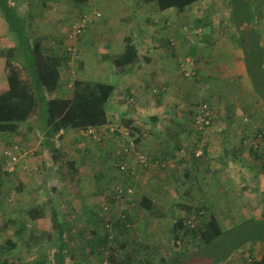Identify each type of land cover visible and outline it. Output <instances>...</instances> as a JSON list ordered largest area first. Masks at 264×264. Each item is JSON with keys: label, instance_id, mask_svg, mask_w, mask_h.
<instances>
[{"label": "crops", "instance_id": "1", "mask_svg": "<svg viewBox=\"0 0 264 264\" xmlns=\"http://www.w3.org/2000/svg\"><path fill=\"white\" fill-rule=\"evenodd\" d=\"M54 1L57 4L55 7L59 5L62 7L68 3L76 9L73 12L74 16L70 14L72 18L68 26L72 27L84 15H90L94 19L93 24L75 43L80 60L75 61L81 63V70L79 72L75 70L76 64H73L71 59L72 77L63 78L56 95L69 96L76 79L95 81V78L97 80L106 78V82H109L107 80L111 78L114 80L112 84L115 85V92L107 104V113L115 125L119 124L124 116L144 125L154 124L152 118L155 117L156 125L165 123L170 127L166 134L160 128L159 131H155L152 129L154 126L147 124L150 126L149 131L143 136L140 146L143 152L151 156L152 166L150 171L140 169L136 171V165L132 163L130 169L133 176L136 173L140 175L134 176L132 182L134 195L130 199L124 197L123 201L122 199L119 201V198L116 201L114 188L118 184L125 186L128 179L122 174L112 173L104 164L120 143L110 137L107 141L99 142L90 136H82L79 130L63 131L56 141L61 157L56 163L50 162L52 169L59 175L67 176L68 172L69 180L61 177L60 182L52 187L54 195L44 196L46 191L42 164L36 166L31 162V158H27L25 161L30 162L28 164L25 162L21 166L22 184L13 192L15 195L7 194L9 220L7 226L17 223L16 227L21 223V229L16 228L12 232L13 235L24 233L25 227H30L26 245L28 249L34 246L39 249L43 243L38 237L48 225L38 221L40 225L38 226L36 221L30 219L28 212L32 207H37L47 217L55 211L60 220H66L63 222L69 224L73 249L75 229L82 228L78 219L84 217V227L89 230L90 212H99L95 206L102 203L101 208L105 205L110 208L112 218H118L122 210L130 211L128 231L116 235L126 244L127 250L134 248L136 242L146 244V241L158 246L159 249L169 250L173 243L170 231L173 217L184 218L183 214L182 217H177V213L183 211L188 213L186 208L188 205H178L174 199L170 200V204L165 202L167 193L170 192V196L173 194L170 188L175 187V184L172 186L171 182L176 183L179 177L175 166L180 168L183 166L186 179H198L201 184V197L206 202L212 204L216 196L220 195V201L223 199V203H228L234 186L246 184L241 183L244 180L242 177L244 171L250 169L248 158L245 159L250 157V150L239 149L242 146L241 140L245 142L251 131L262 130L261 125H264V101L256 93L247 72L245 53L235 35V27L232 25L231 29L227 28L229 16L220 15V18L216 19L208 13L207 7L202 16L198 15L192 21L190 12L195 4L185 12H178L175 9L160 11L156 6L142 0H113V3L99 0L102 3L100 8L97 7L96 0H75V3L72 0ZM50 4L52 3L48 0H43L40 5L44 10H49ZM61 7H58V10ZM98 12L102 13L100 18L96 16ZM205 18H210L211 25L204 29H195L196 20ZM4 25L7 29L5 22ZM127 36L132 37L143 59L129 66L124 74H119L114 62L125 51ZM189 72L196 77H190ZM202 102H207L213 108L215 117L213 116L214 122L210 132L206 134V147L201 153L204 159H199L194 156L190 145L197 132L192 126L193 118ZM171 126H177L179 129L170 132ZM164 136L171 139L172 143L159 142ZM238 143L240 146L236 147ZM231 149L233 157H230ZM43 152V155L47 153L44 149ZM113 160L115 161L114 157ZM94 167L102 168L105 174L100 172L99 178L96 177L92 173ZM166 167L167 175L162 180L155 170ZM194 171L196 175L193 177ZM106 186L112 187L113 190L107 191ZM208 186H212L215 193L210 192ZM55 192L58 195H55ZM184 193L190 196L192 192L188 187ZM145 199L153 203L149 210L144 207ZM244 201H248L246 196ZM4 203L5 198L0 196V209ZM17 205L23 207L22 212L20 209L17 210ZM215 215L224 231H227V226H231L232 222H226L224 228L220 217ZM14 239L7 242L9 244L11 241L15 245L11 249L22 245ZM158 240L160 242L157 243ZM186 240L185 243L190 241L189 238ZM246 247L250 252L248 255L250 261L261 256L264 243L249 242ZM242 248L239 250H243ZM182 249L186 250L185 247ZM231 263L230 259L218 264Z\"/></svg>", "mask_w": 264, "mask_h": 264}, {"label": "trees", "instance_id": "2", "mask_svg": "<svg viewBox=\"0 0 264 264\" xmlns=\"http://www.w3.org/2000/svg\"><path fill=\"white\" fill-rule=\"evenodd\" d=\"M142 1L156 6L160 11L175 9L178 12H185L201 0ZM228 2L231 9L229 18L232 19L231 23L239 34L237 39L245 53L247 72L256 93L264 101V45L257 27L258 12L264 0H229ZM0 14L6 24L10 39L8 48L0 51V58L5 61L4 73L7 82V88L0 92V138L20 135L23 126H28L29 130L36 129L42 137L41 145L47 152L45 154L47 159L56 163L61 157L56 141L63 131L95 128L100 130L98 137L101 139L105 137L109 132L106 133L101 128L114 124L109 119L107 104L115 92V85L106 81L76 79L72 84V92L69 96L56 95L60 90L63 78L71 71V53L67 50L47 48L42 39H34L29 32V22L20 13L19 7L13 0H0ZM211 23L210 18L198 19L194 23V28L204 29ZM142 59L132 37L127 36L125 37V51L115 60L114 64L119 74H124L129 66L135 65ZM146 60L149 61V59ZM190 77H196V75ZM204 104L211 108L207 102H202L198 109ZM194 118L193 127H195ZM152 121L154 124L151 127L156 125L157 119L153 117ZM117 125L127 130L138 148L141 147L143 136L149 131L147 124L144 125V123L124 116ZM109 137L115 138V141L120 145L124 143L119 131L113 135L109 133L107 138ZM114 155L120 161L117 152H114ZM122 175L128 180L125 186L121 184L115 186L116 201L118 198L119 201L121 199L123 201L124 197L130 199L133 196V192L129 194L128 191L133 190L132 182L136 175L133 176L131 169ZM116 188L123 191V196L119 195ZM145 202L144 207L148 210L151 209L153 203L147 199ZM182 207L185 206L182 205ZM186 208L188 216L193 215V220L173 217L170 225L174 244V247L170 249L177 264H218L224 262L226 258H230L233 253L250 241L249 233L254 234L253 241L264 243V219L259 218V224L248 232L236 233L237 236L231 239V243L229 242V251L223 256H218L220 250L222 251L224 248L223 246L228 244L227 239L224 240L227 231H224L214 213H210L209 217L206 216L208 207L199 205ZM111 213L110 208L106 205L97 213L90 212L88 226L92 238L91 253L103 258L104 253L108 252L110 257L108 264H154L151 254L160 250L156 245L136 242L134 248L127 250L122 256L119 248L127 249L126 244L121 242L119 236H116L115 240L119 241L118 248L108 247L113 235H120L128 231V224L131 220L130 211L127 209L122 210L123 215L120 214L118 218H112ZM28 215L32 221L38 223V226H40V221L48 225L38 239L42 243L55 244V251L52 254L43 255L42 260H38L34 264H50V262L69 264V259L72 262H78L77 257L71 252L72 234L69 224L60 220L55 211L46 217L43 211L37 207H32ZM80 236L87 237L84 231ZM186 238H197L199 240L198 247L191 251L183 250L182 246L187 241ZM9 244L10 248L15 246L11 241ZM49 248L53 250V247L49 246ZM167 261V257L163 256L159 264H167ZM7 263V260L0 261V264ZM247 264H264V248L259 258H252Z\"/></svg>", "mask_w": 264, "mask_h": 264}, {"label": "rangeland", "instance_id": "3", "mask_svg": "<svg viewBox=\"0 0 264 264\" xmlns=\"http://www.w3.org/2000/svg\"><path fill=\"white\" fill-rule=\"evenodd\" d=\"M13 1L19 7L20 13L23 15V17L26 18V20L29 22V26H30L29 32L34 39H42L47 48L67 50L69 53H71L68 49L72 45L71 40L69 39V33L72 27L68 26V22L72 18L71 16L73 15V12L76 10L74 9L73 5L65 3L62 7L61 5H59L58 7H61V8H59L58 10V7H55L57 5L55 1L48 0L49 2L52 3L50 4L51 9L44 10L42 5H40L42 4L43 0H13ZM108 1L113 3V0H108ZM228 1L229 0H201L195 3V5L193 6L190 12L192 14V17H191L192 21L196 18V16L198 15L202 16L204 14L203 11L205 10L206 7L209 10L208 13L212 14L213 17L216 19L220 18L219 17L220 15L222 17L230 16L231 9L229 7ZM72 2L75 3V0H72ZM95 2L97 3V7L100 8L102 3H100L99 0H96ZM110 6L113 7V5H110ZM101 16H102V13H101ZM257 17H258L257 27L259 29V33H261L260 36L262 38L263 45H264V4L263 5L261 4ZM64 18L65 20H63ZM227 20H228L227 28L231 29L232 23L230 22L232 21V19L227 18ZM235 31H236L235 35L237 36V38H239L238 37L239 34L237 33L236 29ZM228 33L230 32L228 31ZM9 42H10V39L8 38V31L5 28L4 21L0 14V51L8 48L10 44ZM70 55H71V59L74 62L73 64H76L74 65L76 67L75 70L79 72V70H81L80 68L81 63L79 62L80 60L78 58V51L76 52L75 55H73V53H71ZM75 60L76 61L79 60L78 63ZM4 62H5L4 59L0 58V92H2L3 90L7 88V82H6L5 73H4ZM191 72H189L190 76H191ZM69 73L67 74V76L72 77L71 75L72 72L70 75ZM73 81H74V78L72 79V82ZM95 81H106V78L102 80H97V78H95ZM107 81H109L110 83H114L113 82L114 80L113 79L111 80V78H108ZM211 110L213 112V116L215 117L213 108H211ZM247 119L249 120V118ZM213 122L214 121H212V125L203 134H200L194 127V131L196 130L197 132H196V135H194L195 139L191 140L190 148L194 156L196 155V158L204 159L203 154L201 153L204 152V147H206V143H207L206 134L210 132L209 130L213 126ZM244 123L246 122L244 121ZM149 125L151 126L152 124H149ZM156 126L157 127L155 126L152 127V129L155 131H159L161 129L164 132H166V134H168L167 131L169 130L168 128L170 126L169 127L166 126L165 123H160L159 125H156ZM178 129L179 128H177V126L176 127L171 126L170 132H174V131L176 132V130ZM261 129L263 131L262 133L256 130H253V132L251 131L248 135V138L245 140V142L241 140L242 146H240L239 143L236 145V147L238 145L240 146L239 147L240 150L241 148H243V151H246V149L250 150V154H249L250 157L245 158V159L248 158L247 160L249 162L250 169L247 171H244V174L242 177V179L244 178V180L241 183L245 182L246 184L237 185V186L233 185L234 188L233 189L232 187L230 188L232 189V192L230 195L231 200L228 203H223L224 201L223 199L220 201L219 199L220 195L216 196V198L214 197L215 201L211 202L212 204H210V202L208 201L206 202L204 198L201 197L202 190L200 187L201 184L199 183L198 179L196 178L186 179L184 177V171L182 169L183 166H181V168L178 166H175L174 168L179 177H177L176 183L171 182L172 186L173 184H175V187L170 188L173 194L171 193L172 196H170V192L167 193L168 196H167V199H165V202L170 204L171 202L170 200L174 199L176 203L184 204L186 206L187 205L193 206V207H197L199 205L207 206L210 212H208L206 216L209 217L210 213L214 212L215 214L218 215V217H220L224 228L226 227L225 225L226 222L228 221L232 222L231 226H227L228 228L227 233L225 234V237H224V240L227 239L228 244H225L223 246L224 248L222 249V251L220 250V253L218 256H223L227 253V251H229V248H230L229 242L231 241L233 237L237 236L236 233H241L242 231L248 232L249 230H251L252 227L257 226L259 224V221H258L259 218L264 219V125H261ZM222 132H224V130ZM106 133H108L107 130H106ZM106 135L109 136V133ZM106 135L105 137H102V139L100 138L99 142L107 141L108 136L106 137ZM41 140H42L41 135L39 134L38 130L36 129L29 130L28 126H23L20 132V135L18 136H9V138L8 137L0 138V196L5 198V203L0 209V261L4 262L5 260H7L8 262L7 264H28V263L34 264L39 259L41 261L43 258V255L52 254L54 252V250H50L49 246L54 247L55 244L49 243V242H44L41 248L39 249L36 246L32 247L31 249H28L29 247L26 245V243L29 240V232L31 229L30 227H25V230H23L24 233L13 235L12 232L16 230V228L21 229V226H22L21 223L18 224L16 227H15V224L17 223L7 226V223L9 221L7 217L8 216V211H7L8 205L6 204V202H8L7 194L12 193L11 194L12 196L14 194L13 192L16 191L18 186L22 184L21 166L25 162L27 164L30 162V160L25 161L27 158H31V162H33L35 165L42 164L41 170L44 176L43 184H44V189L46 191V194L44 193V196H47L48 194L54 195V190H52V187L56 186L57 183L60 182L61 177H65V179L69 180L68 172L66 173L67 176H65V174L59 175L58 172L52 169L53 168L52 163L47 159L46 155H43L44 152H43V147L40 142ZM159 142L164 143V144H169V143H172V140L164 136L162 140H159ZM235 142H238V141H235ZM14 144L15 146H13ZM16 146L19 147L18 152H16V150L14 149ZM228 147L231 148L230 145ZM121 149H122V144L115 149V153L118 152L119 150L121 151ZM139 149L141 150V147H139ZM232 151L233 150L231 149L230 157H233ZM235 151L237 150L235 149ZM8 152L9 153L14 152L13 154L18 156V163L15 165L14 169H12L11 172L5 170V166H6V162L8 158V154H7ZM144 153L151 160V156L145 151ZM197 156H200V157H197ZM41 157H44V158H41ZM113 157L115 158V161L113 160ZM124 160L125 162H127L129 166L128 170H130L131 166H133L132 163H135L136 171L139 169L144 170L138 165V163L134 160V158L125 157ZM247 160L245 161L247 162ZM104 164H106V167L107 166L109 167L112 173L123 174L127 172V171H123V172L120 171L119 161L116 159L115 155L113 156V154L111 155V158L109 160H106ZM167 165L168 164H166V166ZM99 166L100 165L98 164L97 167ZM167 167L165 169L157 168L155 170L160 175V178L162 180H164L165 176L167 175V171H166ZM146 171H150V169ZM100 172L102 174H105V172L102 171V168L97 169L96 167H94V169L92 170V173L95 174L96 177L98 178H99L98 174ZM138 175H140V173H136L135 177H139ZM192 175L194 177L196 175V171H194ZM188 187L190 188L192 192L190 196L184 193L185 189H187ZM204 188L206 189V187ZM67 189H69V187H67ZM63 190L66 191L65 188ZM106 190L111 191L113 189L110 186H106ZM208 190L210 192L215 193L212 190V186L210 187L208 186ZM132 192H133L132 194L134 195V192H135L134 189L132 190ZM221 193L223 195L224 191H222ZM55 195H58V194L55 192ZM245 196L248 199V201H244ZM12 204H13V201H12ZM101 204L102 203H97V205L95 206L96 209L100 210ZM21 206L18 207L17 205L16 206L17 210L20 209L19 211H21V209H23V207L21 208ZM257 208H258V211H257ZM177 214H178L177 217H182L181 214H183L184 218H190V220H193V215L188 216V213L184 211L182 213H177ZM15 216L17 218L18 214H16ZM63 221H66V220H63ZM78 221L80 222V226L82 228L78 227L77 229H75L74 236H73L74 247L71 251L72 254H74L77 257L78 262H75V261L72 262V260L69 259V264H108V262H110L109 261L110 257H109L108 252L104 253L103 258L99 257L98 255L95 256L93 255V253H91V249H92L91 239L92 238L90 236V231L87 230L86 227H84L85 218L82 217L78 219ZM83 227L85 229H83ZM83 231L85 232V235L87 236L86 238L85 236H80L81 232ZM144 236H147V235L144 234ZM115 237L116 235H113V237L110 239V242L108 243L109 248H118L119 241H116ZM148 237H150V235ZM12 238H15L14 240L20 242L22 245H20L19 247L15 249H11L7 242L9 240H12ZM253 238H254V234L249 233L248 234V239L250 240L249 242L251 243L254 242ZM130 240H127V241H129V244H132ZM189 240L190 241L183 244L182 246V248L185 247L186 249L185 251H191L194 248L198 247L199 245V240L197 238H192V239L189 238ZM156 242L158 243L160 242V240ZM248 243L245 244L244 249L242 248L243 250L241 251L237 250L235 253H233L231 258H226L225 261H230L231 259L232 260L231 264H245L246 262H248L249 261L248 255H250V252L248 248L246 247ZM146 244H150V242L146 241ZM171 247H174L173 243L171 244ZM119 251L121 255L124 256L125 253L127 252V249L119 248ZM38 255H41V257ZM163 256L167 257V260H168L167 264H177L176 260L174 259V254L172 253L171 249L166 250L162 248L158 250V252L156 251V253L153 252L151 254V259L154 264H159L158 261ZM183 261H185V259H183Z\"/></svg>", "mask_w": 264, "mask_h": 264}, {"label": "built area", "instance_id": "4", "mask_svg": "<svg viewBox=\"0 0 264 264\" xmlns=\"http://www.w3.org/2000/svg\"><path fill=\"white\" fill-rule=\"evenodd\" d=\"M96 16L99 18L101 17V13H97ZM93 17L90 15H84L81 17L75 24H73L70 33H69V39L71 40V47L68 49L73 55L76 54L77 50L75 47V43L84 35V33L88 30L89 26L93 24ZM195 127L198 131L205 132L211 125L213 121V112L211 108L204 104L200 106L198 111L196 112L195 118ZM102 131L106 132V130L110 134H115L117 131H119L122 135V140L124 143H122V149L117 152L118 156H120L119 161V169L120 171H128L129 166L127 162H125V157H132L134 160L138 163V165L143 168L147 169L152 166V161L149 159V157L142 152L137 144L134 142L133 139L130 138L129 133L124 128L120 127L119 125H108L104 128H101ZM98 129L95 128H88L87 130H80V133L82 136H90L94 139L100 140V137H98ZM16 152H18L19 147L14 148ZM14 153V152H13ZM13 153H7L8 158L5 166V170L12 171L14 169L15 165L18 163V156H16ZM120 196H123V191L121 189H117ZM129 194L132 193V190L130 189L128 191Z\"/></svg>", "mask_w": 264, "mask_h": 264}]
</instances>
